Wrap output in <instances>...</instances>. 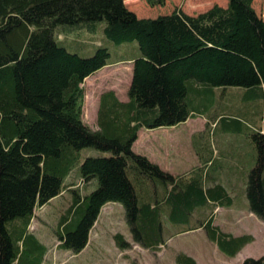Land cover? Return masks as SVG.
I'll return each instance as SVG.
<instances>
[{
  "label": "trees",
  "instance_id": "trees-1",
  "mask_svg": "<svg viewBox=\"0 0 264 264\" xmlns=\"http://www.w3.org/2000/svg\"><path fill=\"white\" fill-rule=\"evenodd\" d=\"M253 3L227 0L198 14L175 8L139 16L125 0H0V264H42L47 247L30 229L36 206L68 188L73 199L57 236L74 253L87 246L109 203L125 212L130 240L150 250L166 243L163 220L169 214L180 221L196 208L198 223L180 232L203 228L232 256L254 241L251 233L214 223L217 207L238 204L230 180L244 157L223 150L227 157L219 164L206 136L195 133L200 164L180 175L133 149L142 127L174 126L208 113L218 87H244L246 98L261 96L262 118L255 129L249 126L255 153L244 204L264 221V17ZM100 26L106 42L136 40L139 51L110 61L107 44L82 55L60 38L75 30L96 33ZM128 59V99L103 90L98 127L92 128L83 119L86 77ZM213 111L205 130L226 118ZM84 148L109 154L82 158ZM78 162L80 183L92 185L84 194L65 183ZM113 237L121 249L131 245L124 233ZM175 262L198 264L186 252L177 253ZM239 264H264V255Z\"/></svg>",
  "mask_w": 264,
  "mask_h": 264
},
{
  "label": "rangeland",
  "instance_id": "rangeland-1",
  "mask_svg": "<svg viewBox=\"0 0 264 264\" xmlns=\"http://www.w3.org/2000/svg\"><path fill=\"white\" fill-rule=\"evenodd\" d=\"M127 6L139 16H156L171 12L175 8L184 10L188 14H198L218 4L225 6L227 0H161V3L151 5L148 0H125ZM254 7L264 17V0H254ZM102 26L95 32L88 30H75L67 37L63 34L60 38L65 40V46L71 51H77L82 55L93 53L98 44H107L110 49V61L116 60L121 55L132 56L139 51L136 40L131 42L115 43L105 40ZM133 47L131 50L130 47ZM128 63L107 64L85 79V102L83 106V119L92 128H97V107L99 95L111 84L117 86V93L125 91L127 96ZM217 100L209 106L208 113L216 110L224 114L226 118H220L210 131L208 126L209 114L195 116L174 126H163L154 129L142 127L138 139L133 145L137 152L147 155L152 161L162 168L182 175L200 164L197 152L193 147L196 136H206L207 141L215 149L216 162L221 164L231 151L239 159L244 157L243 166H236L231 173L233 196L237 203L232 205L221 204L216 208L214 223L223 230L233 233L249 232L255 236V240L248 243L242 253L229 255L222 251L217 242L211 240L203 228L186 232H180L198 223L199 208L193 215L176 221L169 214L164 220L163 237L166 243L157 250H150L131 239L129 227L126 222L125 212H118V207L108 204L102 207L99 218L90 232L88 245L79 253L61 246L57 230L61 215L72 202V193L68 188L58 196L52 198L44 205H37L35 218L30 229L46 245L47 251L42 264H176L175 257L179 252L192 255L198 264H230L241 263L246 257L259 258L264 255V221L256 214H251L250 209L244 204L247 199L246 186L249 170L253 166L252 156L255 153L249 126L255 129L261 120L262 110L261 96L245 97L246 88L218 87ZM239 91V93H237ZM248 100V101H245ZM213 111V112H214ZM246 114L250 117H241ZM237 119L239 123H236ZM205 130V131H204ZM204 131V132H202ZM200 132V133H198ZM206 138L203 141L206 142ZM222 150V151H221ZM85 154H109L93 148H84ZM81 161V159H80ZM76 164L65 183L74 188H81L83 194L92 187L91 183L85 186L80 183ZM213 166L212 168L214 169ZM81 191V192H82ZM243 200V203H241ZM203 206V205H201ZM213 209V208H212ZM211 209V210H212ZM209 212V211H208ZM124 233L131 241V245L125 249L117 247L114 234Z\"/></svg>",
  "mask_w": 264,
  "mask_h": 264
},
{
  "label": "crops",
  "instance_id": "crops-1",
  "mask_svg": "<svg viewBox=\"0 0 264 264\" xmlns=\"http://www.w3.org/2000/svg\"><path fill=\"white\" fill-rule=\"evenodd\" d=\"M119 63H128V77H129V79H128V82H127V85L128 84H130V82H131V77H132V73H133V61L132 60H130V59H128V60H122V61H117V62H115V63H111V64H119ZM110 65V64H109ZM92 75H90V76H88V77H86V80L87 79H89L90 77H91ZM114 84H111V86H109L107 89H113V90H117V86L115 85V86H113ZM129 87V86H128ZM106 90V89H105ZM118 91V90H117ZM117 93V92H116ZM118 94V96L122 99V100H127L128 99V96H126V95H123V94H125V91L121 94V92H119V93H117ZM96 129V128H95ZM136 142V141H135ZM134 142V143H135ZM134 145V144H133ZM170 171V170H169ZM171 172H173V173H176V171H171ZM114 205H116L117 207H120V205H118V204H114Z\"/></svg>",
  "mask_w": 264,
  "mask_h": 264
}]
</instances>
